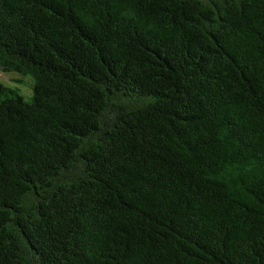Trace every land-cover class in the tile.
<instances>
[{
  "label": "trees",
  "instance_id": "1",
  "mask_svg": "<svg viewBox=\"0 0 264 264\" xmlns=\"http://www.w3.org/2000/svg\"><path fill=\"white\" fill-rule=\"evenodd\" d=\"M0 70V264H264V0H0Z\"/></svg>",
  "mask_w": 264,
  "mask_h": 264
},
{
  "label": "rangeland",
  "instance_id": "2",
  "mask_svg": "<svg viewBox=\"0 0 264 264\" xmlns=\"http://www.w3.org/2000/svg\"><path fill=\"white\" fill-rule=\"evenodd\" d=\"M15 79H22L21 77H19L17 74H6V73H4V72H2L1 70H0V80L2 81V82H5V83H7V84H9V85H13V86H15V85H17L16 84V80ZM26 80V79H25ZM28 82L30 83V81L28 80ZM18 88L21 90V93L23 94V95H26L25 93H28L29 91H30V87H28V86H25V85H23V84H19L18 85ZM23 88H24V91H23Z\"/></svg>",
  "mask_w": 264,
  "mask_h": 264
}]
</instances>
